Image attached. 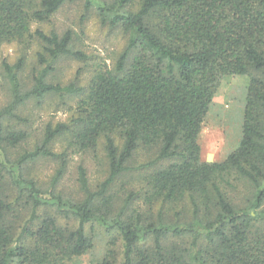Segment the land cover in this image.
<instances>
[{
	"label": "trees",
	"instance_id": "obj_1",
	"mask_svg": "<svg viewBox=\"0 0 264 264\" xmlns=\"http://www.w3.org/2000/svg\"><path fill=\"white\" fill-rule=\"evenodd\" d=\"M78 1L0 0V45L22 50L0 66V264H264V0H82L124 39L111 65L32 29ZM62 58L82 63L66 82ZM228 76L248 77L241 139L203 162ZM45 105L65 120L35 126ZM73 157L103 180L79 164L63 190Z\"/></svg>",
	"mask_w": 264,
	"mask_h": 264
},
{
	"label": "rangeland",
	"instance_id": "obj_2",
	"mask_svg": "<svg viewBox=\"0 0 264 264\" xmlns=\"http://www.w3.org/2000/svg\"><path fill=\"white\" fill-rule=\"evenodd\" d=\"M83 5L82 0L71 5L67 4L47 24L34 25L32 29L42 28L46 32L54 30L59 33L69 29L73 33L74 47L84 53L88 57V61L105 60L111 65L124 49V39L118 31L101 26L95 14L90 13V11L85 12ZM34 51L33 48L30 51V56ZM21 53V47L16 44H1L0 66L4 60L13 63ZM28 62L29 66L26 68V73L31 68V58ZM81 65L80 62L62 58L57 64L56 75L66 82L70 80ZM86 75V73H83L84 81ZM247 86V76H228L221 80L199 134L198 143L200 157L203 162H221L237 148L241 139ZM5 94L3 89H0V105L6 100ZM30 106L34 108L33 104ZM34 113L35 117H33L32 122L35 126L48 118L63 121L66 118L65 112L54 113L53 108L49 105H45L43 110H35ZM37 114L38 117H36ZM55 149L58 150L57 147ZM79 164L85 165L91 184L95 185L104 178V167L100 166L99 163L88 158L83 160L79 157H73L68 161L67 174L63 183L65 188L61 187L69 194L75 190L74 173ZM40 166L49 167L50 165L44 163ZM238 197L237 199H239ZM108 239V235L95 233L94 257L95 255L102 256L104 245ZM84 260L89 259L86 257Z\"/></svg>",
	"mask_w": 264,
	"mask_h": 264
}]
</instances>
